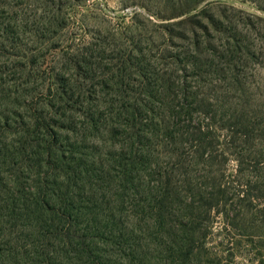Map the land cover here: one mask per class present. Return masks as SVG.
Segmentation results:
<instances>
[{"label": "trees", "instance_id": "trees-1", "mask_svg": "<svg viewBox=\"0 0 264 264\" xmlns=\"http://www.w3.org/2000/svg\"><path fill=\"white\" fill-rule=\"evenodd\" d=\"M207 1L181 0L176 15ZM13 9L0 0L6 41ZM190 32L183 59L159 65L139 46L121 60L112 50L109 65L87 54L74 59L82 88L63 77L27 110L0 109V264H231L209 245L220 218L227 252L264 264L253 54L238 34L214 47Z\"/></svg>", "mask_w": 264, "mask_h": 264}, {"label": "rangeland", "instance_id": "rangeland-1", "mask_svg": "<svg viewBox=\"0 0 264 264\" xmlns=\"http://www.w3.org/2000/svg\"><path fill=\"white\" fill-rule=\"evenodd\" d=\"M10 2L14 5L10 17L14 18L15 35L13 40L6 34L1 36L8 41L0 38L1 111L27 110L31 100L47 99L59 90L57 79L63 77L77 80L82 88L84 68L79 70L74 59L81 60L87 54L88 58L103 59L97 63L109 65L105 59L112 50L121 52V60L133 46H139L152 50L159 65L167 55L183 59L186 52H193L194 40L198 39L190 29L214 47L227 40L233 42V34L240 35L253 54L246 57L249 85L264 103V0H210L182 16L176 15L181 0H7ZM184 19L201 24H180ZM235 166L230 163L232 174ZM215 228L209 245L214 251L223 250V259L231 264H257L236 255V251L227 252L221 218Z\"/></svg>", "mask_w": 264, "mask_h": 264}]
</instances>
